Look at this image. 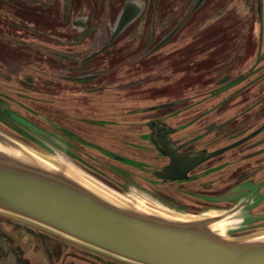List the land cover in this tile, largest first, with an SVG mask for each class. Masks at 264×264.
I'll return each mask as SVG.
<instances>
[{"label":"rangeland","instance_id":"1","mask_svg":"<svg viewBox=\"0 0 264 264\" xmlns=\"http://www.w3.org/2000/svg\"><path fill=\"white\" fill-rule=\"evenodd\" d=\"M159 131L213 156L162 181ZM0 150L123 207L264 237V0H0ZM0 264L135 263L0 210Z\"/></svg>","mask_w":264,"mask_h":264},{"label":"water","instance_id":"2","mask_svg":"<svg viewBox=\"0 0 264 264\" xmlns=\"http://www.w3.org/2000/svg\"><path fill=\"white\" fill-rule=\"evenodd\" d=\"M213 155L174 159L159 176L184 177ZM0 210L135 264H264V237L227 239L210 220L120 206L69 174L0 150Z\"/></svg>","mask_w":264,"mask_h":264},{"label":"flooded vegetation","instance_id":"3","mask_svg":"<svg viewBox=\"0 0 264 264\" xmlns=\"http://www.w3.org/2000/svg\"><path fill=\"white\" fill-rule=\"evenodd\" d=\"M170 136L171 134H169L168 132L159 131V132H156L154 136H151L149 138L150 139L149 142H151L153 146H156V151L158 152L160 156L159 158L164 159L165 161L162 168H158V169H161V171H164L168 166H170L171 163L174 161V159H181L185 156L193 155V153L190 151L184 152L186 146L185 145L179 146L177 143L172 142L171 139H169ZM146 139H147V134H146ZM204 163H206V161ZM204 163H202L201 165H203ZM201 165L193 168L192 170L188 172V174H186V176L181 177V178H178V177H174L171 179L160 178L158 176L161 174V171L157 172L156 176L165 182L182 181V180H185L189 176V174H191L192 171H194Z\"/></svg>","mask_w":264,"mask_h":264}]
</instances>
